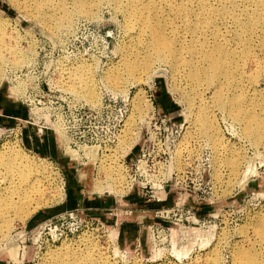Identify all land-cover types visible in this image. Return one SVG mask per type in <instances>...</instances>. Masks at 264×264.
<instances>
[{
	"label": "rangeland",
	"instance_id": "1",
	"mask_svg": "<svg viewBox=\"0 0 264 264\" xmlns=\"http://www.w3.org/2000/svg\"><path fill=\"white\" fill-rule=\"evenodd\" d=\"M66 5L69 23L59 11L43 23L30 6L0 0V99L13 115L12 124L0 125V153L23 155L46 186L40 200L15 198L0 215V259L58 264L94 248L108 264H246L243 254L264 264V135L256 140L255 125H264V0ZM205 19L210 24L201 25ZM153 33L171 49L197 44L199 56L213 44L236 57L246 48L249 60L240 61L236 80L221 82L201 56L158 55ZM130 65L138 68L132 74ZM193 72L198 80L189 78ZM230 110L243 122H233ZM194 112L213 121L214 141ZM246 117L254 119L255 145L241 134ZM111 166H121L118 192L105 189ZM143 176L163 178L162 189L125 188ZM96 200L113 204L107 219L86 207Z\"/></svg>",
	"mask_w": 264,
	"mask_h": 264
},
{
	"label": "bare ground",
	"instance_id": "2",
	"mask_svg": "<svg viewBox=\"0 0 264 264\" xmlns=\"http://www.w3.org/2000/svg\"><path fill=\"white\" fill-rule=\"evenodd\" d=\"M18 1L30 6L33 9V11L41 18V21H43V23L49 22L51 14L55 13L57 11L61 12L64 21H66L67 23L70 22L71 16L73 15V13H70L67 10L66 0H18ZM81 7L82 6L79 5V9L77 11H74V14L80 13ZM222 13H223V11H222ZM176 14L179 17H185V10L178 8ZM210 22L211 21H209V19H205V21L201 25L210 24ZM198 24H199V22H198ZM195 29H193V32H192L193 34L198 30V28L196 30ZM199 29H204V28H199ZM214 36L217 37L216 32L214 33ZM152 39H153L152 41L154 43V47H155L158 55L175 56L177 53L176 61H179V60L181 61V56L186 51L187 53H189L191 55V58H193V59L198 60V58L200 56H201L200 58L203 57V60H206L208 63L209 72L211 73V76L213 78H220L221 82H229L230 80H236V78H234V77L237 76V74H238L240 61L247 63V61L249 60V55H248V51L246 48L244 49L243 52L241 50L242 53L240 52L239 56L236 57L235 56L236 53H235L234 49H229L228 47H225L224 44H213L207 50L201 52V55L199 56L200 52H199V48L197 47V44H192L190 48L183 45V46H180L179 49L177 50V49H171L170 44H166V42L164 40H162L161 36H159L157 33L152 34ZM10 53L12 55H14V54H16V51H14V49L12 48V49H10ZM2 60L3 59L0 55V64L3 63ZM147 63H149V61ZM16 64H18V61L14 60L13 65L15 66ZM126 69H127V71L131 72V74H132L138 68L136 65H130ZM189 78H191V80H198V73L193 72L189 76ZM110 84L114 85L115 83L110 82ZM85 94L87 95L86 101L89 104H93L95 101H93L94 99L91 98V96L93 95L92 90L86 91ZM219 106L225 108L226 105L221 103V104H219ZM192 115H191V119L193 120ZM228 115L231 117L232 121L236 122V123H238L239 121L243 122V120H244L242 115L233 112V110H230ZM139 117L143 118L142 111H141V113L139 112ZM247 119H248L247 121L246 120L244 121V123L242 125V130H241L242 131L241 134H242V137L244 139H247V138L250 139L249 136H251L254 133V131H252L251 126H250V124L253 122L254 119L252 117H249ZM194 121L196 122V124H198V126L204 132L208 131L209 129H211V132H212L213 121L210 120L208 118V116H206L205 114H202L200 116L194 112ZM255 125H256V128L258 130L257 132H259V137L256 140L259 141V140H261V137L264 135V125L261 126L258 124V122H256ZM204 132H202V133H204ZM217 136H218V132L217 133L215 132V134L213 133V136H211V138L217 137ZM213 141H214V138H213ZM249 141L253 145L256 144V141L254 143L252 142L251 139ZM90 149H88V151H87V154H89V155H90V153H92V151ZM102 164H103V162H102ZM119 167H121V166H119ZM119 167L118 166H111V167L105 169V171L103 173L104 178H105L104 181H105V185H106L105 189H110V190L115 192L116 189L114 190L113 183H116V184L119 183L120 185H124L121 172L119 171L120 170ZM231 167H234V166L232 165ZM0 173L5 175L4 178L6 180H8L7 186L4 188L3 195L0 194V215H1V217L6 212L8 214L10 208H14V205L16 204V203L14 204L15 198H17V200H20V201H23L25 199L40 200L39 197H37V195L38 194L43 195L45 193L44 191L46 190V186L43 184L44 182H42L44 178L41 177V174L38 171L30 169V166L28 165L27 159L24 158L23 155H21L20 153H17V151H15L13 149H9L4 153H0ZM248 173H249V168H246V170L242 173V177L244 178ZM80 176H81V174H80ZM243 178L241 179L242 181H240L239 183L243 182ZM125 186H126V184H125ZM41 187H42V189H41ZM120 188H121V186H120ZM125 188H127V187H125ZM102 189H104V187H101L100 184L95 183V185L92 188V191L95 193L96 192L100 193ZM93 250H94V248L92 249V251ZM86 251L84 253L85 256L82 255L83 256L82 258L79 257L80 252H79V254H77V255H79L78 257L75 256L76 253H74L75 255H73V257L72 256L69 257L70 255L66 256L69 258L65 257L67 260L66 261L60 260V263H58V264H79V263H82V264H108L107 261L104 259L105 257L102 256L104 254H102L101 252H100L101 253L100 254V253H93L92 251H87V252ZM97 252H99V251H97ZM176 253H178V251ZM13 254L14 253H12V256H13ZM114 255H116V254H114ZM154 255L156 257V254H154ZM243 255H245V263L246 264L253 263L254 260H253L252 256H249L246 254H243ZM12 256H11L12 260L14 259L16 261V259Z\"/></svg>",
	"mask_w": 264,
	"mask_h": 264
},
{
	"label": "crops",
	"instance_id": "3",
	"mask_svg": "<svg viewBox=\"0 0 264 264\" xmlns=\"http://www.w3.org/2000/svg\"><path fill=\"white\" fill-rule=\"evenodd\" d=\"M6 110V106L4 104V102H2V100L0 99V125H5L6 124H12V121H9L12 120V114L11 113H8L7 111L5 112ZM8 115V116H5V115ZM11 115V116H9ZM8 118V120H6ZM113 204H111V202H109V200L107 201H103V200H96L95 202H92L91 204H88L86 205V207H90L89 209L95 214V215H101V216H104V215H107V216H104L103 218L104 219H107L109 216L112 215V208H114ZM71 207H68V209H70ZM89 210V211H90ZM109 215V216H108ZM107 222L109 223H112V220L109 219ZM128 225V224H126ZM126 225L122 226L119 233H120V238L123 237L124 235V232L126 233L127 232V228ZM132 228H134L132 226ZM135 229V228H134ZM5 260L4 259H0V264H5Z\"/></svg>",
	"mask_w": 264,
	"mask_h": 264
},
{
	"label": "built area",
	"instance_id": "4",
	"mask_svg": "<svg viewBox=\"0 0 264 264\" xmlns=\"http://www.w3.org/2000/svg\"><path fill=\"white\" fill-rule=\"evenodd\" d=\"M141 156L144 157V154H142ZM140 163H141L140 160H137V161H135V164H133V165H135V170L136 171H138L140 169L139 168V166L141 165ZM122 165H123V167L125 169H127V165L124 162L122 163ZM136 171H135L134 176H136ZM139 175L140 174H138V176ZM147 177L148 176H143V178H142L143 179V182L142 183L135 182V179L134 178L133 179H130L129 183L128 182H125L126 183V186H127V189L129 191H131L132 189H136V188H139L141 190L146 189V188H150V189L151 188H154V189L156 188V189H158V191H160L162 189L161 187L164 184L163 178L161 179L162 181L161 180L156 181V180H153V177L152 176H149L148 180H147ZM155 185H157V186H155ZM8 263H9V260L7 261V264ZM21 263L23 264V262H21Z\"/></svg>",
	"mask_w": 264,
	"mask_h": 264
}]
</instances>
